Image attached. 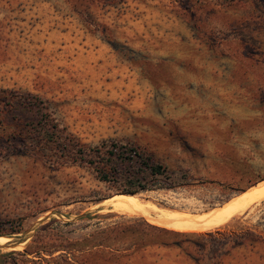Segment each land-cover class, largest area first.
Listing matches in <instances>:
<instances>
[{
  "label": "rangeland",
  "instance_id": "rangeland-1",
  "mask_svg": "<svg viewBox=\"0 0 264 264\" xmlns=\"http://www.w3.org/2000/svg\"><path fill=\"white\" fill-rule=\"evenodd\" d=\"M208 64L236 66L246 90L224 117L202 97ZM26 94L41 102L24 107ZM44 123L82 147L141 146L194 180L94 202L106 183L38 135ZM263 181L264 0H0V243L110 228L112 247L93 249L90 264H264L262 244L215 259L203 245L223 253L221 237L201 235L256 223L264 198L211 219ZM154 236L173 244L134 250Z\"/></svg>",
  "mask_w": 264,
  "mask_h": 264
},
{
  "label": "trees",
  "instance_id": "trees-1",
  "mask_svg": "<svg viewBox=\"0 0 264 264\" xmlns=\"http://www.w3.org/2000/svg\"><path fill=\"white\" fill-rule=\"evenodd\" d=\"M34 96L36 95H23L20 104L28 108L35 105V101L41 102L39 97L32 101L31 98ZM36 112L42 114L38 107ZM38 132V135L40 134L46 141L56 144V148L63 158L71 162L88 165L92 168L95 177L106 183L110 191L95 197L94 202L113 193L134 195L155 189H174L190 184L194 180L186 170H179L180 173L177 174L174 169L138 145L109 141L102 142L100 145L82 147L77 139L68 136L62 137L59 130L48 127L47 123L42 124ZM260 203L264 205V199ZM93 213L91 211L85 212L79 215L78 219L91 218L94 216ZM50 221L58 222L60 226H67L71 223V221L57 220L54 217H50ZM48 224H44L40 230H46ZM109 229H103L101 232L75 234L74 230L59 227L55 231L56 243L27 244L21 250L12 249L0 252V264H90L88 257L93 249L100 246L112 247V239L106 232ZM20 230V223L15 224L9 234ZM0 235H2L1 231ZM201 235L210 239L221 237L219 238L222 239L221 248L225 250L223 253H220L221 249L212 250L208 243L203 245L204 248L211 250V256H214L215 259L220 258L224 252L235 246L249 245L252 248L257 244L264 246V213L254 224L227 228L223 231L221 228H217L214 231L201 233ZM150 244L171 245L173 243L158 236L150 239L142 238L134 250Z\"/></svg>",
  "mask_w": 264,
  "mask_h": 264
},
{
  "label": "crops",
  "instance_id": "crops-1",
  "mask_svg": "<svg viewBox=\"0 0 264 264\" xmlns=\"http://www.w3.org/2000/svg\"><path fill=\"white\" fill-rule=\"evenodd\" d=\"M234 65L213 66L205 65L208 74L203 75L201 80V91L204 103H214L220 116L231 114L236 107L237 100L246 98V90L238 85L235 76L232 74ZM213 101V102H209ZM238 106V105H237ZM245 104L240 105L239 112L246 111Z\"/></svg>",
  "mask_w": 264,
  "mask_h": 264
},
{
  "label": "bare ground",
  "instance_id": "bare-ground-1",
  "mask_svg": "<svg viewBox=\"0 0 264 264\" xmlns=\"http://www.w3.org/2000/svg\"><path fill=\"white\" fill-rule=\"evenodd\" d=\"M261 198H264V181L260 183L259 185L255 186L248 194L246 193L244 196H242L237 202L233 204L232 203L228 204L229 205L228 207L223 208L221 210H217V211L215 210L216 212L214 214L211 213L214 215L212 216L211 221L216 222V223H221L225 221L226 219H228L234 212L239 210L241 207L244 208V206L250 201L255 200V199H261ZM240 202L242 203L245 202V203L240 204Z\"/></svg>",
  "mask_w": 264,
  "mask_h": 264
},
{
  "label": "water",
  "instance_id": "water-1",
  "mask_svg": "<svg viewBox=\"0 0 264 264\" xmlns=\"http://www.w3.org/2000/svg\"><path fill=\"white\" fill-rule=\"evenodd\" d=\"M30 235H31V229L29 231H26V234L22 238L11 239L6 241L5 243H0V247L15 249V247H17L20 243L24 242Z\"/></svg>",
  "mask_w": 264,
  "mask_h": 264
}]
</instances>
